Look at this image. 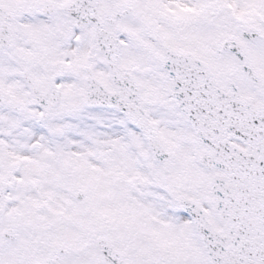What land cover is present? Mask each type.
Instances as JSON below:
<instances>
[{"label":"snow or ice","instance_id":"1","mask_svg":"<svg viewBox=\"0 0 264 264\" xmlns=\"http://www.w3.org/2000/svg\"><path fill=\"white\" fill-rule=\"evenodd\" d=\"M0 264H264V0H0Z\"/></svg>","mask_w":264,"mask_h":264}]
</instances>
